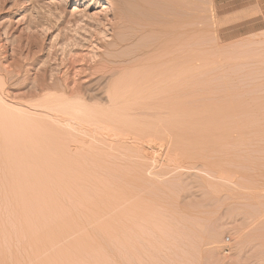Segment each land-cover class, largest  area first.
I'll return each instance as SVG.
<instances>
[{
	"label": "rangeland",
	"instance_id": "374dc122",
	"mask_svg": "<svg viewBox=\"0 0 264 264\" xmlns=\"http://www.w3.org/2000/svg\"><path fill=\"white\" fill-rule=\"evenodd\" d=\"M140 1L0 0V264H264V0Z\"/></svg>",
	"mask_w": 264,
	"mask_h": 264
},
{
	"label": "bare ground",
	"instance_id": "6f19581e",
	"mask_svg": "<svg viewBox=\"0 0 264 264\" xmlns=\"http://www.w3.org/2000/svg\"><path fill=\"white\" fill-rule=\"evenodd\" d=\"M127 1H129V0H127ZM135 1H137V0H135ZM135 1L133 0V3H134ZM139 1H140V0H139ZM147 1H148V0H147ZM147 1H146V2H147ZM167 1H169V0H167ZM170 1H173V2H174L175 0H170ZM176 1L179 2V1H181V0H179V1L176 0ZM176 1H175V2H176ZM140 2H144V1L141 0ZM153 2H154V1H153ZM128 3H129V2H128ZM135 3H136V2H135ZM137 3H138V2H137ZM137 3H136V4H137ZM147 3L150 4V0H149ZM109 4H111V2H109ZM151 4H152V3H151ZM153 4H154V3H153ZM137 5H139V4H137ZM143 5L146 6V5H148V4H143ZM140 6H141V5H140ZM142 7H143V6H142ZM143 8H144V7H143ZM125 9H126V8H125ZM126 10H128V9H126ZM128 13H130V12L125 11V12L122 14V15H123V20H122V21H124V19H125L126 22L129 21V20L126 19V18L129 17V14H128ZM139 20H140V19H139ZM123 23L125 24L126 27H128V25H126L125 22H123ZM120 41H121V43H122L123 40H120ZM125 41H126V40H125ZM125 41H124V42H125ZM126 42H127V41H126ZM167 68H168V67H167ZM169 68H170V67H169ZM160 71H161V70H160ZM160 71H159V72H160ZM171 72H172V71H171ZM164 73H165V72H164ZM167 74H168V72H167ZM173 74H174V73H173ZM159 75H160V74H159ZM175 75H176V74H175ZM160 76H162V74H161ZM163 77H164V76H163ZM167 78H169V76H168ZM170 78H171V75H170ZM120 83H121V82H120ZM121 85H122V84H121ZM116 88H120V87H119L118 85H115V86L113 85V86H112L113 91L116 90ZM117 90H118V89H117ZM117 90H116V91H117ZM209 107H210V106H209ZM211 108H212V107H211ZM263 216H264V215H263ZM257 235H258V234H257ZM257 261H258V260H257Z\"/></svg>",
	"mask_w": 264,
	"mask_h": 264
}]
</instances>
